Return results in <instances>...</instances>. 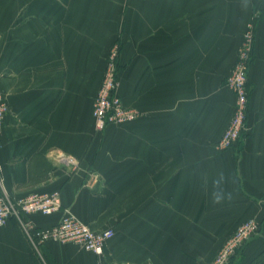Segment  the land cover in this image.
<instances>
[{"label": "crops", "instance_id": "crops-1", "mask_svg": "<svg viewBox=\"0 0 264 264\" xmlns=\"http://www.w3.org/2000/svg\"><path fill=\"white\" fill-rule=\"evenodd\" d=\"M249 25L247 131L219 149L235 100L225 79ZM114 45L117 94L138 116L98 130ZM0 89V195L59 191V211L22 214L35 228L67 209L114 229L98 258L72 242L34 246L10 217L0 264H212L249 218L259 233L230 264H264V0H0Z\"/></svg>", "mask_w": 264, "mask_h": 264}, {"label": "built area", "instance_id": "built-area-1", "mask_svg": "<svg viewBox=\"0 0 264 264\" xmlns=\"http://www.w3.org/2000/svg\"><path fill=\"white\" fill-rule=\"evenodd\" d=\"M253 31L248 29L238 48L237 57L225 79V85L233 92L235 100L231 117L217 140L219 149H227L240 142L247 131L246 118L248 113V67L253 51ZM119 46L114 45L108 55L101 83L93 101V115L96 128L102 130L108 124H121L131 121L138 112L122 104L117 94V56ZM8 110L0 89V136L4 114ZM71 159L68 158L67 162ZM61 208L59 191L50 193H31L11 199L7 194L0 195V226L10 217H16L23 230L35 246L47 240L72 242L92 252L98 258L104 254L106 242L114 235V229L107 227L94 230L83 223L67 209L61 210L59 221L48 228H35L22 214H52ZM260 223L254 218L241 222L223 241L218 248L212 264H230L232 258L239 253L245 244L259 233Z\"/></svg>", "mask_w": 264, "mask_h": 264}, {"label": "clouds", "instance_id": "clouds-1", "mask_svg": "<svg viewBox=\"0 0 264 264\" xmlns=\"http://www.w3.org/2000/svg\"><path fill=\"white\" fill-rule=\"evenodd\" d=\"M224 180L223 174L220 175V177L214 181V185L219 188L220 184ZM214 202L219 203L223 198L224 194L222 191H215L213 193Z\"/></svg>", "mask_w": 264, "mask_h": 264}, {"label": "rangeland", "instance_id": "rangeland-1", "mask_svg": "<svg viewBox=\"0 0 264 264\" xmlns=\"http://www.w3.org/2000/svg\"><path fill=\"white\" fill-rule=\"evenodd\" d=\"M248 29H251L252 31H253V38H254V29H253V26L252 25H249L247 28H246V30L244 31V33L248 30ZM244 33H243V35H244ZM242 39H243V37H242ZM242 42V41H241ZM241 44V43H240ZM253 44H254V40H253ZM240 46V45H239ZM253 52V51H252ZM98 90V89H97ZM97 93V92H96ZM96 95V94H95ZM8 106V105H7Z\"/></svg>", "mask_w": 264, "mask_h": 264}, {"label": "trees", "instance_id": "trees-1", "mask_svg": "<svg viewBox=\"0 0 264 264\" xmlns=\"http://www.w3.org/2000/svg\"><path fill=\"white\" fill-rule=\"evenodd\" d=\"M262 256H264V253H262V255H261L260 257L262 258ZM261 258H260V259H261Z\"/></svg>", "mask_w": 264, "mask_h": 264}]
</instances>
